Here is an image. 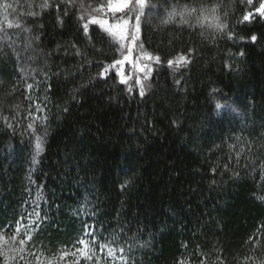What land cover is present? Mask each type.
Here are the masks:
<instances>
[{
	"label": "trees",
	"instance_id": "1",
	"mask_svg": "<svg viewBox=\"0 0 264 264\" xmlns=\"http://www.w3.org/2000/svg\"><path fill=\"white\" fill-rule=\"evenodd\" d=\"M6 1L0 264H264V0H146L143 95L104 71L116 43L77 3ZM25 87L43 110L30 125Z\"/></svg>",
	"mask_w": 264,
	"mask_h": 264
},
{
	"label": "rangeland",
	"instance_id": "2",
	"mask_svg": "<svg viewBox=\"0 0 264 264\" xmlns=\"http://www.w3.org/2000/svg\"><path fill=\"white\" fill-rule=\"evenodd\" d=\"M74 3H77L78 6V13H79V18L82 22L83 25L87 24L89 25H97L99 28L101 29H105L108 27V25H104L103 27L98 24V23H89L90 20H92L93 18L97 19V20H103V21H108L109 24L111 25H116L118 23H121L124 19H128L129 20V24H128V28L130 33H135V35L138 37V32H136V25H137V21L134 18V20L136 21V24L133 26V21L130 20L128 14L130 13H134L135 10V16L137 14L140 15V17H142L144 15V10L146 9V5L143 9H140L138 6L135 5V0H133V8H131L130 11H128V14H119V16H123L124 18L122 20H120L119 22H113L116 14L113 12H110L108 10V0H71ZM6 5H9V7H6ZM15 10H17V7H15L14 5L8 3L6 0H0V28L2 26L4 27H8L9 23H12L10 21V19L8 18L9 16H11V13H13ZM120 13V12H119ZM140 23V22H139ZM105 31V30H104ZM108 33V32H107ZM109 34V33H108ZM111 35V34H110ZM112 36V35H111ZM110 38L112 39V41H114L116 43L117 49H118V56L117 58L114 60H123L125 55H129L128 53V45L130 42V35L128 40H119L118 37L113 36ZM138 44L139 41L137 39L135 46L133 47V51L131 53L132 56V60L131 61H127L123 64H114V61L112 63H110L108 65V70L110 69H114L116 72H118L119 74H125L127 77H129V79H132V77L134 78L135 82L140 86V91L143 89V93L146 92L150 87V72L148 71L147 68L142 67V65H144V63H139V59L137 56H135V52L138 49ZM123 45V47H122ZM133 66V68H132ZM143 68V71H140V68ZM106 69V68H105ZM147 77V78H145ZM139 80V83L137 82ZM148 88V89H146ZM28 88H24L22 90L25 91L26 96H28V101H27V110L25 112V120L28 122V124H32V123H37L39 120H41V116L43 115V110H42V106L41 103L36 100V97L32 96L31 91L28 90ZM24 93V92H23ZM25 95V94H24ZM12 239V238H10ZM13 242H9V244H11ZM68 249H65L61 252V254L64 253H70L72 249H70L71 243H69L67 245ZM3 243H0V248H3ZM33 252V251H32ZM28 253V254H27ZM26 253V257L29 256V252ZM37 260V259H35Z\"/></svg>",
	"mask_w": 264,
	"mask_h": 264
},
{
	"label": "snow or ice",
	"instance_id": "3",
	"mask_svg": "<svg viewBox=\"0 0 264 264\" xmlns=\"http://www.w3.org/2000/svg\"><path fill=\"white\" fill-rule=\"evenodd\" d=\"M131 2H132V0H108V10L110 12H113V13H119V12L123 11L124 9L128 8L129 4ZM249 3H251V0H249ZM145 4H146V0H135V5L138 6L140 9H143L145 7ZM48 6L49 5L47 3H44L42 5V7H44V8H47ZM6 7H9V5H6ZM257 11L260 13V15L264 16V3H262L260 5V8L257 9ZM30 14L34 15V13H30ZM171 15L172 14L170 13V16ZM249 16H250V14L245 15L244 19L248 20ZM135 19L137 21L136 32H138L139 31V22H140V19H141L140 15L137 14L135 16ZM89 23H94V24L98 23L102 27L107 24L108 27L105 28L104 30L106 32H108L109 34L118 37L119 40H128L129 35H130V42H129V45H128V53H129V55H125L123 60L114 61V64H123V63H125L127 61H131L133 59L132 56H131V53L133 51V47L135 46V43H136L138 37L135 35V33H130L129 28H128V24H129V20L128 19H124L121 23H118V24H116L114 26L109 24L108 21L97 20L95 18L90 20ZM12 26H13L12 23L8 24V27L11 28ZM16 26L18 27L19 25L16 24ZM217 27L222 29L224 26L223 25H217ZM84 29H85L86 32L88 31V25L87 24L84 25ZM252 39H253V41H255L256 37L253 36ZM122 47H123V45H122ZM141 47H142V45H141ZM146 58L147 59H153L152 56L147 55V54H146ZM155 59H156L157 62H159V57H155ZM179 60L182 61V62H187L186 58L183 55H181L179 57ZM168 64H169V66H171L173 64V61L169 60ZM139 70L143 71V68L141 67ZM104 71L107 72L108 69H105ZM101 75H103V73H101ZM145 78H147V77H145ZM124 82L125 81L122 79L121 83H124ZM137 82L139 83V80ZM141 95H143V89L141 90ZM217 107L219 108L220 105H217ZM38 148H39V144H37V149ZM41 219H43V218H41ZM17 224H19V222H17ZM39 227H40V224L37 222V223H35V227L29 228V229L26 230L25 235L22 238L19 239L20 247L17 250L18 252H20V253H24L25 252L26 243L29 240H31L32 233ZM16 231H17V235H19V233H20L19 226L17 227ZM85 234L86 235H91V233H89V232H86ZM15 239H16V236L13 237V241H15ZM0 243H7V241L5 240L4 237L0 236ZM79 244L81 245V247L77 249V252L80 254V256L84 257L85 259H91V250H90V248L88 246V242L85 241L84 239H81V240H79ZM101 247L103 248L104 245H101ZM109 251H111V249H109ZM64 255L66 256V255H68V253H64ZM21 259H23V255H21ZM37 264H40L39 258H37ZM77 264H78V262H77Z\"/></svg>",
	"mask_w": 264,
	"mask_h": 264
}]
</instances>
